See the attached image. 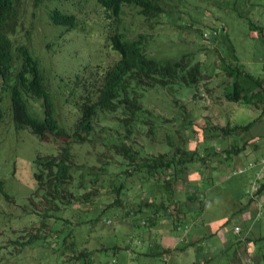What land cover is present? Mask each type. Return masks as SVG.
<instances>
[{
	"label": "trees",
	"instance_id": "obj_1",
	"mask_svg": "<svg viewBox=\"0 0 264 264\" xmlns=\"http://www.w3.org/2000/svg\"><path fill=\"white\" fill-rule=\"evenodd\" d=\"M94 1L116 20L122 15L124 5L137 8L145 21L153 17L163 19L166 10L164 0ZM49 17L54 24L66 29L78 23L74 13L57 8ZM247 20L253 36L264 42V27ZM18 25V2L0 0V77L9 92L11 121L15 129L26 128L40 140L56 145L55 152L33 160L35 193L39 199V208L36 206L40 217L38 229H49L48 223L56 219L67 221L55 214L59 210L86 216L110 208L126 209L127 213L140 209L141 213H148L150 221L169 217L176 228L181 221L185 222L179 217L183 213L180 200L184 197L178 186L182 182L190 184L185 179L189 168L197 164L210 168L216 164L217 168L222 158L229 159L243 149L246 140L240 143L256 122L264 123V70L254 75L238 61L222 64L226 76L224 99L249 105L260 114L244 124L208 125L209 137L204 136L197 131L195 119L184 115L179 121L176 107L184 110L185 105H179L177 99L172 105L167 99L173 86L195 87L196 92L200 83L209 77L202 63L193 59L194 52L179 53L174 48L167 54L164 51V56H156L148 52L152 34L139 32L130 37L126 30L117 29L107 36L111 51L118 54L114 52L116 61L101 65L95 77L91 74L88 79L81 80L77 75L70 91L62 97L68 106L75 103L77 117L70 126L63 125L55 116V99L47 92L39 61L25 43L14 47L12 35ZM212 35H215L212 39L217 37V33L212 32ZM158 90L167 99L164 105L170 103L174 108L169 114L156 112L149 106L148 94H157ZM1 107L2 104L0 124L4 117ZM165 122L178 125L174 128L176 134L171 138L165 135L168 151L154 154L144 140L153 141L159 130L163 132ZM187 125L190 131L184 134L183 128ZM205 127H202L203 133ZM235 139L239 140V145L231 141ZM217 142H228L231 148L216 150ZM204 181L208 183L209 179ZM184 192L188 200L198 197L195 191ZM89 251L81 249L68 259L87 257Z\"/></svg>",
	"mask_w": 264,
	"mask_h": 264
},
{
	"label": "rangeland",
	"instance_id": "obj_2",
	"mask_svg": "<svg viewBox=\"0 0 264 264\" xmlns=\"http://www.w3.org/2000/svg\"><path fill=\"white\" fill-rule=\"evenodd\" d=\"M16 1L19 28L12 36L14 46L19 43L30 46L45 76L47 92L55 99V116L63 125L70 126L77 117L75 103L68 106L62 101L77 75L81 80L88 79L91 74L95 77L101 65L116 61L117 53L111 51L106 36L117 29L126 30L130 37L139 32L152 34L148 52L156 56L174 48L179 53L194 52L193 59L202 63L209 77L200 83L196 92L195 87L173 86L167 99L172 105L175 99L179 105H185L184 110L176 107L179 121L184 115L190 120L195 119L200 134L208 136V125L225 126L234 121L244 124L260 114L249 105L224 99L226 76L222 64L238 61L254 75L264 70V42L253 36L247 20L264 27V0H164L163 19L153 17L147 21L137 13V8L128 5H124L122 15L116 20L94 0ZM55 8L74 13L77 25L72 29L55 26L49 18ZM157 20L158 24H155ZM214 30L217 37L212 39ZM6 88L0 80V90ZM1 91L0 105L5 115L0 124V264H164L163 257L151 254L150 250H154L156 243L161 245L163 233L172 228L169 217L150 221L148 213H141L140 209L127 213L126 209L110 208L86 216L59 210L55 214L67 221L56 219L48 223L49 229H38L40 217L36 206L39 199L35 193L33 160L39 155L55 152L56 145L40 140L26 128L15 129L9 113V92ZM157 92L148 94L150 108L162 114L173 111L170 103L164 105L167 99L161 95L162 91ZM262 119L264 121V114ZM164 125L163 132L159 130L153 141L144 140L154 154L168 151L165 135L171 138L176 134V123L165 122ZM202 127H205L204 133ZM189 131V125L183 128L184 134ZM246 134L244 139L249 135ZM177 141L181 144L179 139ZM230 176L239 178L241 174ZM244 183L245 179L242 187ZM224 184L222 186H226ZM249 185L250 182L246 185L247 191ZM185 186L182 182L178 187ZM220 196H223L222 192ZM207 206L220 214L226 212L225 206H219L217 210L218 206L213 202ZM85 248L90 250L87 257L68 259ZM175 254L167 264H178ZM189 254L193 255L192 249Z\"/></svg>",
	"mask_w": 264,
	"mask_h": 264
},
{
	"label": "crops",
	"instance_id": "obj_3",
	"mask_svg": "<svg viewBox=\"0 0 264 264\" xmlns=\"http://www.w3.org/2000/svg\"><path fill=\"white\" fill-rule=\"evenodd\" d=\"M249 131L248 139L240 143L246 140L243 149L229 159L222 158L217 168L216 164H212L213 168L198 164L189 168L185 179L190 184L185 182V188L179 187L184 197L180 200L183 213L179 217L185 222L181 221L176 228L172 224L168 233H163L161 245L156 243L154 250H150L151 254L163 257L164 264L173 253H177L178 264H264V168L260 163L264 156V123L256 122ZM231 141L239 145L238 139ZM219 147L231 148L228 142H217L216 150ZM245 167L239 178L230 176L232 170ZM257 173L262 182L260 200L263 211L255 220L256 206L248 196L246 185ZM204 179H209L208 183ZM224 182L226 186H222ZM184 191H195L198 197L188 200ZM211 202L218 206L217 210L219 206H225V214L217 213L213 207L208 208L207 204ZM208 209L211 210L206 214ZM160 218L165 217H158L155 222ZM235 226L240 227L239 233L234 232ZM191 249L192 256L189 254Z\"/></svg>",
	"mask_w": 264,
	"mask_h": 264
},
{
	"label": "built area",
	"instance_id": "obj_4",
	"mask_svg": "<svg viewBox=\"0 0 264 264\" xmlns=\"http://www.w3.org/2000/svg\"><path fill=\"white\" fill-rule=\"evenodd\" d=\"M216 31H213V34H216ZM261 167L264 168V156L260 160ZM246 168H237L235 170H232V174H238L242 173L245 171ZM261 187H262V182L259 176V173L256 174V176L250 181L249 189L247 191L249 198L254 202L256 206V215L254 217L255 220H258L260 216L262 215L263 211V205L260 200V194H261ZM234 232L239 233L240 232V227L235 226L234 227Z\"/></svg>",
	"mask_w": 264,
	"mask_h": 264
},
{
	"label": "clouds",
	"instance_id": "obj_5",
	"mask_svg": "<svg viewBox=\"0 0 264 264\" xmlns=\"http://www.w3.org/2000/svg\"><path fill=\"white\" fill-rule=\"evenodd\" d=\"M99 5H100V4H99ZM100 6H101V5H100ZM101 7H102V6H101ZM102 8H103V7H102ZM61 11H63V9H61ZM63 12H66V11H63ZM50 13H51V12H50ZM49 15H50V14H49ZM49 18H50V17H49ZM51 22H52V21H51ZM52 23H53V22H52ZM53 24H54V23H53ZM54 25L56 26V24H54ZM18 28H19V25H18L17 29H18ZM17 29H16V30H17ZM15 33H16V32H15ZM15 33H14V34H15ZM14 34H13V35H14ZM13 35H12V36H13ZM107 36H108V35H107ZM107 36H106V40H107ZM19 44H22V43H19ZM19 44H18V45H19ZM25 44L28 46V48L30 49V51H31L32 54H33V51L31 50L30 46H29L27 43H25ZM14 47H15V46H14ZM14 55H16L15 52H14ZM34 57H35V56H34ZM35 58H36V57H35ZM0 80H1V77H0ZM1 82H2V80H1ZM0 91H1V90H0ZM1 93H2V91H1ZM0 106H1V105H0ZM1 108H2V107H1ZM4 115H5V112H4ZM10 117H11V116H10Z\"/></svg>",
	"mask_w": 264,
	"mask_h": 264
}]
</instances>
